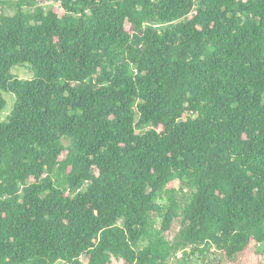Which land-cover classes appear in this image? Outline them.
<instances>
[{"label":"trees","instance_id":"1","mask_svg":"<svg viewBox=\"0 0 264 264\" xmlns=\"http://www.w3.org/2000/svg\"><path fill=\"white\" fill-rule=\"evenodd\" d=\"M38 1L0 0V264H242L264 245V0Z\"/></svg>","mask_w":264,"mask_h":264},{"label":"rangeland","instance_id":"2","mask_svg":"<svg viewBox=\"0 0 264 264\" xmlns=\"http://www.w3.org/2000/svg\"><path fill=\"white\" fill-rule=\"evenodd\" d=\"M38 5L44 6V7L51 6L60 15V7L54 2L48 1L46 3L45 2L42 3V1L40 0V1H38ZM6 12L8 14L13 13V11H11L10 9H7ZM156 28H159V26H157ZM11 74H13L14 76H16L22 80L32 78V74H31L28 66H26V67H14L11 70ZM3 96L6 100L7 106L5 107V109L1 113V116H0L1 122L6 121V117L11 112L12 107L14 105V98L11 94L4 93ZM177 231H178V226L174 223L171 227V230L167 234H165L166 239L169 242H171L174 239ZM188 252H189V250H188ZM213 252L214 251H210L209 253L205 254L204 256L196 255V257H190L188 259V263L189 264H208L213 258L216 257V255H214ZM180 257H181V253H178L176 255V258L179 259ZM83 260H85V259H83ZM235 262L242 263V264H264V245H261V246H257L255 244L252 245L250 253L246 256L242 255L241 257L237 258L235 260ZM170 263L175 264V258L172 259Z\"/></svg>","mask_w":264,"mask_h":264},{"label":"built area","instance_id":"3","mask_svg":"<svg viewBox=\"0 0 264 264\" xmlns=\"http://www.w3.org/2000/svg\"><path fill=\"white\" fill-rule=\"evenodd\" d=\"M257 246H259V245H257Z\"/></svg>","mask_w":264,"mask_h":264}]
</instances>
